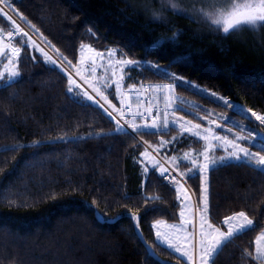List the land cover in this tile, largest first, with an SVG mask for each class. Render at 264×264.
<instances>
[{
    "label": "trees",
    "instance_id": "1",
    "mask_svg": "<svg viewBox=\"0 0 264 264\" xmlns=\"http://www.w3.org/2000/svg\"><path fill=\"white\" fill-rule=\"evenodd\" d=\"M159 2L11 0L15 11L5 8L58 64L47 63L41 52L24 47L18 63L21 76L0 90V264H187L157 244L152 223L178 220L181 204L176 186L168 185L158 168L145 183L143 167L152 164L141 153L145 145L154 151L161 141H172L154 151L168 161L185 152H202L203 141L181 135L179 126L141 128L134 134L126 128L117 131L116 121L103 109L76 94L84 91L81 87L75 93L67 91L68 70L73 72V67L52 48L72 65L82 44L105 55L109 49H119L114 59L159 65L205 90L197 94L174 87L175 112L188 121L205 123L202 114L220 121L213 113H225L264 133L259 121L218 99L264 115V27L224 35L188 11L184 1L175 2L187 15L175 14ZM154 12L160 14L159 20L153 19ZM10 30L11 22L0 16V31ZM174 32L181 34L167 39ZM14 45L21 46L20 38ZM5 62L0 58V67ZM124 74L130 78L124 80L123 89L145 82L172 83L146 66L126 69ZM104 94L115 107L119 105L114 85ZM60 136L66 139H57ZM219 151L213 155L219 157ZM203 160L199 157L200 163ZM191 167L190 161H183L174 169L180 173ZM186 184L198 203L201 176L187 179ZM208 185L211 221L220 223L244 211L257 225L233 238L215 264H264L244 255L254 254L255 238L264 229V172L232 160L209 171ZM145 208L155 210L145 214Z\"/></svg>",
    "mask_w": 264,
    "mask_h": 264
},
{
    "label": "snow or ice",
    "instance_id": "2",
    "mask_svg": "<svg viewBox=\"0 0 264 264\" xmlns=\"http://www.w3.org/2000/svg\"><path fill=\"white\" fill-rule=\"evenodd\" d=\"M217 2L222 3L223 6L219 8L213 7L211 10L203 8L198 10L199 14L207 22H209L210 27H212L215 32H222L224 35H231L246 28L249 30H256L258 27H264V0H217ZM0 5H3V7H0V16L7 18V20L11 22L10 31H7L6 33L0 31V58L7 60V63H4L2 70H0V90H2L5 87H10L11 82L21 76V73L18 70V63L22 57V49L24 47L34 48L36 51L41 52L44 56L45 62L47 63L56 65L58 64V61L53 59L48 52L44 51V49L32 39L29 32L25 31L24 28H22L20 24L12 18L8 11H5V8L15 11V9H12L11 0H0ZM164 5H167L168 8L175 14L187 15L186 11L181 9L175 0H162V7ZM160 18V14L158 12L153 13L154 20H159ZM21 20L30 24V22L26 21V19L22 16ZM30 28L35 32H39V29H36L35 25H30ZM180 34L181 33L179 32H174L172 37L167 39L175 40ZM24 37L27 39H23ZM17 38H20V47H16L12 43V41ZM5 40H7V43ZM41 40L46 41V38L41 35ZM162 42L163 41H159L158 43ZM47 43L50 45V42ZM52 48L57 57H62V60L68 66L73 67L78 76H81L80 69L72 65V61L68 60L67 57H63L59 49H55L54 46H52ZM85 50H87L90 55H86ZM118 51L119 49H109L107 53V69L112 70L110 77L101 76L98 77L95 82H90L85 77L81 76V79H84L85 83H88L92 92H94L96 96H99L100 100H103L104 103H100V100H96L95 97L90 95L87 91H81L76 94L97 104L101 109H103L108 117L116 121V130L123 131L124 125L121 124V120H124L125 109L131 112V104H126V99L123 98L122 92L124 80L130 78L124 74L126 69L137 66H146L149 69L156 70V74L164 75L166 78H170L172 80V83L162 86H147L148 88H151L161 94H163L165 90L167 91V95L163 97V109H161L159 103L154 105L150 104V106L143 112H140L139 110L131 112L133 119L131 121L124 120V124H128L134 131L141 128L166 130L179 125L181 135L190 134L191 136L198 137L206 141V146L202 152L195 154L192 152H185L182 156H173L169 158L168 162L176 168H178L179 164L183 161L191 162V168H188L186 172H180L178 174H173L169 167H165L162 162H157L156 158L151 156L147 148L145 149V152L141 153V156L146 160H149L152 164L151 168L147 166L143 167L145 183H147L149 173L154 172V170L158 168L159 175L170 184L176 186L177 199L181 200L180 223L166 225V228L169 231L157 230V244L164 245L175 253H179L181 258L187 259V264H215L216 257L223 250V248L233 240V238L253 230L257 225L244 211L234 213L233 215L224 218L223 225L227 226V231H222L220 227H217L210 222L208 173L216 167L224 166L226 162L232 160L238 162L242 161L245 164L252 166L255 170L264 172V154H261L264 153V142H258V138L264 137V134L257 133L254 136L252 134L253 130H249L248 136H243L237 133H232V129L228 128L226 131L232 133L234 137L233 139H229L227 135L220 136L215 134V130L212 127V125L216 123L214 120H209V127L202 129L200 124H193L191 121H184L182 123L181 121H183V117L176 118L174 115L170 117V112L174 113L177 110L176 105L171 102L175 99L173 96L174 87H186L196 91L197 94L204 92L205 90L200 89L198 85L193 84L191 81L178 77L175 74L167 73L166 70L162 69L159 65L150 62L135 61L132 59H114ZM103 55L104 54L100 52H96L89 45L82 44L80 60L78 63L80 65H85L90 62L91 73L95 74L97 72L96 58H100L101 63H103ZM33 59H35V57H33ZM184 62L187 63V61ZM60 67L63 68L64 65L60 64ZM87 70L88 69H85V71ZM117 70L121 72V75L118 77ZM233 74L235 75V70H233ZM113 85L116 88L118 98L121 99L122 107L120 109H117L115 105L112 104L111 100L108 99V96L104 94V92L110 89ZM77 88H80V85L75 79H73L72 75L69 74L67 91L69 93H75ZM141 88H145V86L141 85ZM133 91L137 93V99H139V90H136L135 86H132L129 89V92ZM145 91H147V89H145ZM209 95L216 96L215 93H210ZM218 99L224 100L226 105L238 110L241 114H244L246 118H249L239 105L231 104V102L227 101L223 97H218ZM105 104H107L108 107H105ZM109 108L112 110L109 111ZM153 112L155 113L154 115ZM209 114L211 115V113ZM251 115L254 116L260 124L264 125V115H258L255 112H252ZM117 116H119V119ZM138 118L145 120L150 118L151 123L145 122L143 124H137L135 120ZM222 119L225 121L228 120L226 117H222ZM232 123L236 124L234 121ZM216 126L220 127V125ZM236 126L240 127L238 124H236ZM57 139L65 140L66 137L60 136ZM171 142L172 141H161L159 148L154 149V151L159 152L161 148H164L165 145ZM241 142H246L249 147L259 148V151L251 152L249 151V147H243ZM219 147H223L226 155L215 157L213 153ZM201 156L204 159L203 163L199 162V157ZM141 163L143 164V161H141ZM195 175L201 176V206L198 208L200 239L197 244H193V239L196 235L195 230L191 232L188 230V226L193 222L192 220L185 218V209L191 201V196L187 194L185 184L187 179H193ZM181 196H183V199H181ZM149 199H159V197H150ZM153 210L155 209L145 208L144 211L146 214L148 211ZM133 219H135L138 224L139 216L134 213ZM161 224H164V222L156 221L153 227L157 228ZM181 241L185 242L184 247L180 246ZM191 249H197L198 255L194 256V252ZM146 253L149 257H153L155 255L151 249L147 247ZM244 255L251 257L254 260L264 262V233H261L257 237V247L255 253L245 252Z\"/></svg>",
    "mask_w": 264,
    "mask_h": 264
},
{
    "label": "rangeland",
    "instance_id": "3",
    "mask_svg": "<svg viewBox=\"0 0 264 264\" xmlns=\"http://www.w3.org/2000/svg\"><path fill=\"white\" fill-rule=\"evenodd\" d=\"M160 2V5L162 6V0H159ZM176 1V0H175ZM182 1H184L183 3H185L186 4V6L187 7H189L190 9H187L188 11H191V12H193V14H198V17H200L201 15L199 14V9H206V10H211L213 7H217V8H219V7H222L223 6V4L222 3H220V2H217V0H182ZM180 2V1H179ZM164 7H166L167 8V5H164ZM182 9V8H181ZM186 10V9H185ZM196 14V15H197ZM202 17V16H201ZM12 18L14 19V20H16L13 16H12ZM17 21V23H19L20 24V26L22 27V28H24V30L25 31H28L24 26H23V24L21 23V22H19L18 20H16ZM3 32V31H2ZM29 32V31H28ZM29 34L32 36V39L33 40H35L36 41V43L40 46V47H43V45L40 43V42H38L37 40H36V37H34V35L31 33V32H29ZM44 48V47H43ZM93 49V48H92ZM95 50V49H94ZM96 52H100V53H102L103 54V52H101V51H97V50H95ZM85 54L86 55H90V53H88V51L87 50H85ZM80 55H81V46H80V48H79V54H78V58H77V61H76V64L74 65L76 68H79L80 69V71H81V76H83V77H85L88 81H90V82H95V80L98 78V77H101V76H108V77H110L111 76V74H112V70L111 69H107V62H108V56L107 55H103V63H101V59L100 58H96V66H97V72L95 73V74H92L91 73V64H90V62L89 63H86L85 65H80L79 63H78V61L80 60ZM5 63H7V62H5ZM2 68H3V65L0 67V70H2ZM85 69H88L87 71H85ZM106 69H107V71H106ZM68 70V69H67ZM68 73L69 74H71L72 75V77H73V79H75L76 81H77V83L80 85V87L84 90V91H87L90 95H93L94 97H95V99L96 100H100V97L99 96H96V94L94 93V92H92V89L88 86V83H85V80L84 79H81V76H78L77 74H76V71L74 70V68H73V72H70L69 70H68ZM119 75H121V72L119 71V70H117V77L119 76ZM156 85V84H155ZM158 85H165V84H158ZM123 88H125L123 85H122V90H123ZM165 92V94L167 95V91L165 90L164 91ZM173 96L174 97H176V95H175V93L173 92ZM123 98H125L126 99V101H128V97H123ZM120 99V98H119ZM121 102V99H120V101H119V103ZM229 102H231V104H235V105H239L243 110H244V113H246L247 114V116L248 117H252V118H254L255 119V117L254 116H252L251 115V113L252 112H254V111H248V110H250L249 108H247L246 106H244V105H242V104H240V103H238V102H235V101H229ZM100 103H104V101L103 100H100ZM193 105H196V104H194V103H192ZM105 105H107V104H105ZM108 106V105H107ZM106 107V106H105ZM230 107V106H229ZM231 108V107H230ZM233 109V108H232ZM234 110H236V109H234ZM238 111V110H237ZM239 112V111H238ZM240 113V112H239ZM256 113V112H255ZM214 115H216V116H218L221 120L220 121H216V120H214L216 123L215 124H213L212 125V127L214 128V130H215V134L216 135H220V136H224V135H227L228 136V138L229 139H233L234 137H233V135H232V133H237V134H239V135H243V136H248V134H249V130H253L252 131V134L255 136L257 133H261V134H264L263 132H260L259 130H256V129H253V128H250V127H247V126H245L244 124H243V121L241 122L240 120H238V118H236L235 117V115H229V114H225V113H216V112H214L213 113ZM258 114V113H257ZM175 116L176 118H180V117H182L181 115H179L177 112H172V114H171V116ZM243 116H245L244 114H242ZM258 115H260V114H258ZM170 116V117H171ZM202 116H203V120L205 121V123H193V124H200L201 125V128L203 129V128H207V127H209V120H213V119H211L209 116H207V115H204V114H202ZM222 117H226V118H228V120L227 121H225L224 119H222ZM133 119V117H130L129 119H128V117H124V120H128V121H131ZM184 121H188L187 119H185L184 117H183V121H181L182 123L184 122ZM236 122V124H238V125H240V128H242L241 129V131H239V130H236V129H234V128H232L231 126H229V125H235L236 126V124H233L232 122ZM135 122L137 123V124H143V123H145V122H142V121H139V120H135ZM147 123H151V122H147ZM216 125H220V127H217ZM127 126L129 127V129H127L126 127H124V128H126L127 130H129L131 133H133L134 134V130L127 124ZM177 126H179V125H177ZM186 126H188V125H186ZM215 127H217L218 129H215ZM228 128H231L232 129V133H229V132H227L226 131V129H228ZM144 129V128H143ZM201 139V138H200ZM202 141H203V150H204V148H205V146H206V141H204L203 139H201ZM258 142H264V137H259L258 138ZM241 145L243 146V147H249V145L246 143V142H241ZM145 147L149 150V152H150V154H151V156L152 157H155L156 158V161L157 162H162L163 164H168V165H170V166H172L168 161H166V160H164L163 158H161L158 154H156L149 146H147V145H145ZM217 149H219L220 151L218 152L219 153V157L220 156H223V155H226V153H225V151H224V149H223V147H219V148H217ZM249 151H251V152H257V151H259V148H256V147H249ZM261 154H264V153H261ZM204 161V160H203ZM173 167V166H172ZM174 168V167H173ZM187 185V184H186ZM186 185H185V188L187 189V194L188 195H190L191 196V201H190V203H189V205H188V207L185 209V218L186 219H189V220H192V224H190L189 226H188V230L191 232V231H193V230H195V233H196V235H195V237H194V239H193V244H197L198 243V241H199V239H200V236H199V213H198V208L201 206L200 205V197H199V201H198V203H196V201H195V198H194V194H193V192H192V190L189 188V186L187 185V187H186ZM192 192V193H191ZM201 195V194H200ZM181 199H183V196H181ZM180 204H181V200H180ZM180 210H181V207H180ZM209 220H210V218H209ZM223 220L224 219H222V221L220 222V223H214L213 221H211L210 220V222L213 224V225H215V226H217V227H220L221 228V230L222 231H227V226L226 225H223ZM156 221H163L164 222V224H161V225H159L157 228H154L153 227V231H154V235H155V238H156V231L157 230H160V231H169L167 228H166V225H170V224H178V223H180V211H179V217H178V220H176V221H166V220H163V219H158V220H155L153 223H152V225H154L155 224V222ZM261 233H264V229L263 230H261L260 231V233L256 236V238H255V250H256V247H257V237L261 234ZM179 235H182V234H179ZM157 240V239H156ZM184 245H185V242L184 241H181L180 242V246L181 247H184ZM191 250H193V252H194V256L195 255H198V250L197 249H191ZM255 250H254V253H255ZM179 256H180V254L179 253H177ZM184 259H186V258H184ZM187 260V259H186Z\"/></svg>",
    "mask_w": 264,
    "mask_h": 264
},
{
    "label": "built area",
    "instance_id": "4",
    "mask_svg": "<svg viewBox=\"0 0 264 264\" xmlns=\"http://www.w3.org/2000/svg\"><path fill=\"white\" fill-rule=\"evenodd\" d=\"M4 33H6V32H4ZM5 42L7 43V40H5ZM14 42H15V40L12 41L13 45H14ZM155 84L158 85L157 83L145 82V83L140 84L138 87H135L136 90H139V93H140L139 99H137V93L135 91L129 92V89H123L122 90L123 97H128L129 98L128 101H126V104L127 103L131 104V112H136L138 110L140 112H143L147 107L150 106V104L154 105L156 103H159L161 109H163V107H164V99H163V97L166 95L165 92L163 94H161V93H158V92L154 91L153 89L147 87L149 85H155ZM141 85H144L145 88H141ZM145 89H147V91H145ZM171 102L174 103V99ZM106 107H108V106H106ZM121 107H122V105H121V102H120L119 105L116 108L120 109ZM111 110L112 109L109 108V111H111ZM131 112H129V111H127V109H125V116L126 117L132 116ZM154 114L155 113L153 112V115ZM117 118L119 119V116H117ZM138 120L142 121V122H151L150 118H148L147 120L138 118ZM121 124H123L124 127L129 128L127 126V124H124V120H121ZM164 166L165 167H169L172 170L173 174H178V172L173 167H171L170 165L164 164ZM164 181L168 185H172L167 180H164Z\"/></svg>",
    "mask_w": 264,
    "mask_h": 264
}]
</instances>
